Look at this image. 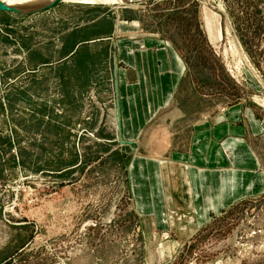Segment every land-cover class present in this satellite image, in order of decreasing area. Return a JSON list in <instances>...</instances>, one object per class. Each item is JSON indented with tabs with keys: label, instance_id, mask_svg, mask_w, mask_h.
Segmentation results:
<instances>
[{
	"label": "rangeland",
	"instance_id": "obj_1",
	"mask_svg": "<svg viewBox=\"0 0 264 264\" xmlns=\"http://www.w3.org/2000/svg\"><path fill=\"white\" fill-rule=\"evenodd\" d=\"M120 15L180 49L196 79L181 90L215 109L244 104L264 129V0L0 10V264H264V191L204 224L168 210L158 225L136 209L126 161L134 143L96 116L103 98L114 101L112 52L95 41L76 56L60 42L102 16L115 27ZM256 154L264 173V150Z\"/></svg>",
	"mask_w": 264,
	"mask_h": 264
},
{
	"label": "crops",
	"instance_id": "obj_2",
	"mask_svg": "<svg viewBox=\"0 0 264 264\" xmlns=\"http://www.w3.org/2000/svg\"><path fill=\"white\" fill-rule=\"evenodd\" d=\"M104 17L72 28L60 42L71 41L76 56L95 41L112 52L114 101L95 102L96 116L134 143L126 161L136 209L152 214L158 225L167 222L168 210L187 224H204L223 208L263 193L256 152L264 150V129L253 109L241 103L215 109L206 95L181 90L186 80L196 79L172 41L149 32L138 17L120 15L115 27ZM117 117L120 126L114 124Z\"/></svg>",
	"mask_w": 264,
	"mask_h": 264
},
{
	"label": "bare ground",
	"instance_id": "obj_3",
	"mask_svg": "<svg viewBox=\"0 0 264 264\" xmlns=\"http://www.w3.org/2000/svg\"><path fill=\"white\" fill-rule=\"evenodd\" d=\"M55 0H0V5L15 7L19 10H30L41 8L47 4L52 3ZM65 2H71L72 0H62ZM83 2H94V3H106V4H126L125 0H80ZM123 24V23H122Z\"/></svg>",
	"mask_w": 264,
	"mask_h": 264
},
{
	"label": "water",
	"instance_id": "obj_4",
	"mask_svg": "<svg viewBox=\"0 0 264 264\" xmlns=\"http://www.w3.org/2000/svg\"><path fill=\"white\" fill-rule=\"evenodd\" d=\"M62 0H55L53 1L52 3L50 4H47L45 6H42L41 8H36V9H30V10H19L15 7H10V6H2L0 5V10H4V11H8V12H16V13H19V14H25V15H28V14H31V13H39V12H42L44 10H47L51 7H53L54 5H56V3H59L61 2ZM155 1H158V0H125L126 2V5H129V4H144V3H149V2H155ZM118 112H117V116H118ZM120 121H119V117H117L116 119V124H118V126H120ZM122 141V139H121ZM122 142H125V141H122Z\"/></svg>",
	"mask_w": 264,
	"mask_h": 264
}]
</instances>
